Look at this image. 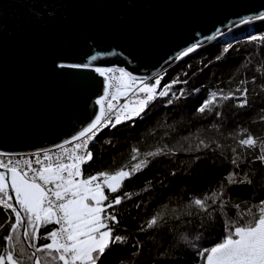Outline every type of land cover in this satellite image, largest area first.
<instances>
[{
  "label": "trees",
  "instance_id": "16d2710c",
  "mask_svg": "<svg viewBox=\"0 0 264 264\" xmlns=\"http://www.w3.org/2000/svg\"><path fill=\"white\" fill-rule=\"evenodd\" d=\"M253 36L264 37V20L240 26L228 38H219L168 66L148 82L160 78L159 92L178 80L169 95L154 99L141 117L102 130L90 144L94 159L84 165L85 174L119 167L129 160L133 147L142 152L165 145L175 149L174 155L154 159L117 193L133 194L115 208L120 221L116 231L128 242L114 245L103 264H204L199 252L223 241L226 223H244L251 218L246 213L259 211L264 201V166L255 161L259 149H243L237 143L243 138L238 135L241 130L264 137V42L251 41ZM238 87L248 89L247 107H237L240 101L231 99L219 102L211 111L197 112L211 93ZM173 94L180 98L169 104ZM201 139L211 148L196 151ZM234 147L239 154L236 165L232 163ZM230 174L237 181L247 174L252 183H230ZM221 191L224 206L217 201L209 209L210 216L188 207L193 198ZM157 213H163L164 220L141 231ZM5 221H14V216L0 208V224ZM53 228L55 225L44 226L41 235ZM6 234L7 224L0 230V247ZM48 242L41 239L38 243Z\"/></svg>",
  "mask_w": 264,
  "mask_h": 264
},
{
  "label": "water",
  "instance_id": "95a60500",
  "mask_svg": "<svg viewBox=\"0 0 264 264\" xmlns=\"http://www.w3.org/2000/svg\"><path fill=\"white\" fill-rule=\"evenodd\" d=\"M260 13L264 0H0V151L48 149L89 123L104 85L92 67L153 78Z\"/></svg>",
  "mask_w": 264,
  "mask_h": 264
},
{
  "label": "snow or ice",
  "instance_id": "6c2138e0",
  "mask_svg": "<svg viewBox=\"0 0 264 264\" xmlns=\"http://www.w3.org/2000/svg\"><path fill=\"white\" fill-rule=\"evenodd\" d=\"M250 19L264 20V13L242 19L240 23L247 24ZM217 32L219 33V29ZM206 39L211 40L213 37ZM250 40L264 42V37L253 36ZM199 47L201 43L198 41L181 51L176 59L188 56ZM224 51L227 52L228 49ZM102 55L97 53L91 56L85 64H61L59 67L89 68ZM93 71L104 81L103 94L95 100L98 111L71 139L56 146L61 151L55 159L47 149L43 151V159L39 158L40 153H31L30 155L37 157L35 165L38 167H35L31 160L13 159L18 154L0 151V157H9L7 162L0 159V208L6 213L10 211L11 216H14V221H5L7 234L0 247V264H103V258L114 245L128 242L126 236L116 231L120 221L115 208L125 199H131L133 194L117 193H121L126 182L146 169L154 159L175 154V149H169L166 145L143 152L133 147L129 160L119 167L85 174L84 165L94 159L89 145L102 130L116 128L141 117L154 99L168 96V90L179 82L173 80L158 92L160 78L149 83L152 78L133 77L124 68L93 67ZM137 83L140 86L134 90ZM244 83L246 82L241 81V84ZM130 92L136 99L121 103V98L127 97ZM236 93L240 95L237 97ZM247 97L246 87H238L227 93L223 90L213 92L197 108V112L211 111L213 107L220 106L219 102L231 99H238L240 102L237 107L244 108L249 103ZM179 98L180 96L173 94L168 103ZM220 115V112L216 113L217 117ZM238 135H243V138L237 140L241 148L259 149L255 161L264 166V137L254 136L247 133V130H241ZM213 143H216L217 148L221 147L219 143ZM210 148L211 145L203 139L196 145V151ZM232 151L236 154L232 163L236 165L239 154L235 147ZM229 182L251 184L252 180L245 174L243 180L237 181L235 174H230ZM222 197L221 191L213 193L211 197L193 198L188 207L210 216L209 209L217 201L220 207L224 206ZM245 215H250L251 218L244 223L239 220L226 223L227 234L223 241L199 252L204 264H264V201H261L257 213L249 211ZM164 218L163 213H157L140 230L147 231L157 227ZM5 224H0V230L5 228ZM46 225L58 227L41 235V229ZM41 239L49 242L39 244ZM136 247L139 250V244Z\"/></svg>",
  "mask_w": 264,
  "mask_h": 264
},
{
  "label": "built area",
  "instance_id": "2783aa9c",
  "mask_svg": "<svg viewBox=\"0 0 264 264\" xmlns=\"http://www.w3.org/2000/svg\"><path fill=\"white\" fill-rule=\"evenodd\" d=\"M95 67H101V66H95ZM93 68V67H92ZM104 68H116V67H104ZM109 75H111V74H109ZM117 75H118V73H117ZM134 77V76H133ZM140 85H139V83H137V85H135L134 86V90H135V88L136 87H139ZM136 99V97L130 92L129 94H128V96L127 97H122L121 98V100H120V102L121 103H124L125 102V100H129V101H132V100H135ZM71 139V138H70ZM92 143V142H91ZM90 143V144H91ZM62 144V143H61ZM57 146V145H56ZM56 146H54V147H51V148H48L47 150H50V152H49V154L50 155H52L53 156V159H55V156L58 154V153H60V149L59 148H57ZM90 146V145H89ZM66 147H71V145H66ZM44 150H46V149H43V150H39V151H35V152H29V153H13V154H18V155H16V156H14L13 157V159H16V160H21V159H23V160H31V161H33V164H34V166L35 167H38V165H35V160L37 159V157L36 156H33V155H30L31 153H40V159H43V151ZM0 159H3V160H5V162H7V160L9 159V157H0ZM55 227H58L57 225H55Z\"/></svg>",
  "mask_w": 264,
  "mask_h": 264
},
{
  "label": "rangeland",
  "instance_id": "374dc122",
  "mask_svg": "<svg viewBox=\"0 0 264 264\" xmlns=\"http://www.w3.org/2000/svg\"><path fill=\"white\" fill-rule=\"evenodd\" d=\"M233 31V30H232ZM229 37V35H226V36H224L223 38H228ZM158 90V89H157Z\"/></svg>",
  "mask_w": 264,
  "mask_h": 264
}]
</instances>
